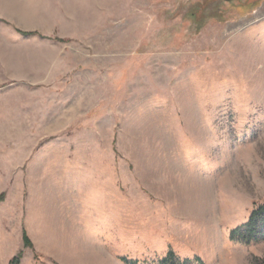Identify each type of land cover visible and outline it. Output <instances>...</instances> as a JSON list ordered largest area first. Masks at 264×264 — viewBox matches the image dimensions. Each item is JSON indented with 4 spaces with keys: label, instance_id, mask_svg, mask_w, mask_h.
Wrapping results in <instances>:
<instances>
[{
    "label": "rangeland",
    "instance_id": "374dc122",
    "mask_svg": "<svg viewBox=\"0 0 264 264\" xmlns=\"http://www.w3.org/2000/svg\"><path fill=\"white\" fill-rule=\"evenodd\" d=\"M262 204L264 0H0V264H264Z\"/></svg>",
    "mask_w": 264,
    "mask_h": 264
},
{
    "label": "trees",
    "instance_id": "16d2710c",
    "mask_svg": "<svg viewBox=\"0 0 264 264\" xmlns=\"http://www.w3.org/2000/svg\"><path fill=\"white\" fill-rule=\"evenodd\" d=\"M264 221V204L255 209L246 225L241 229H237L231 233V240L240 241L242 243H251L256 241L257 231L259 225ZM26 244H28L26 242ZM126 264H138L136 262H129L123 259ZM157 264H190L188 261L179 259L173 251H170L163 259Z\"/></svg>",
    "mask_w": 264,
    "mask_h": 264
}]
</instances>
